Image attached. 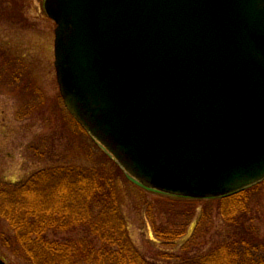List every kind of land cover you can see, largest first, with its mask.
<instances>
[{"label":"water","instance_id":"water-1","mask_svg":"<svg viewBox=\"0 0 264 264\" xmlns=\"http://www.w3.org/2000/svg\"><path fill=\"white\" fill-rule=\"evenodd\" d=\"M43 7L64 106L133 181L216 198L264 180V0Z\"/></svg>","mask_w":264,"mask_h":264},{"label":"rangeland","instance_id":"rangeland-1","mask_svg":"<svg viewBox=\"0 0 264 264\" xmlns=\"http://www.w3.org/2000/svg\"><path fill=\"white\" fill-rule=\"evenodd\" d=\"M43 3L0 0L1 184L20 183L39 170L59 166L110 172L127 238L148 262L177 264L183 257L201 258L240 238L257 246L256 256L264 258L263 184L246 192V213L236 214L237 221L231 224L223 214L234 210L227 201L145 189L128 179L80 129L60 98L54 68L55 24ZM189 215L190 224L180 239L170 242L157 237L156 230L177 231L175 227L181 228ZM0 230L4 232L0 233V257L5 264H29L1 239L12 236L3 220ZM68 235L49 234L48 238L60 240Z\"/></svg>","mask_w":264,"mask_h":264},{"label":"trees","instance_id":"trees-1","mask_svg":"<svg viewBox=\"0 0 264 264\" xmlns=\"http://www.w3.org/2000/svg\"><path fill=\"white\" fill-rule=\"evenodd\" d=\"M248 190L220 199L234 209L231 215L223 213L229 223L246 213ZM0 220L12 231L10 238L1 239L29 264H153L127 238L110 172L59 166L39 170L9 186L0 182ZM188 224L190 215L181 228L175 227L177 231L155 233L174 242L184 236ZM63 233L69 235L60 240L48 238ZM257 250L240 238L201 258L178 256L177 264H264Z\"/></svg>","mask_w":264,"mask_h":264}]
</instances>
